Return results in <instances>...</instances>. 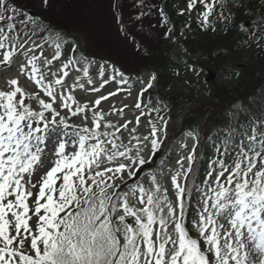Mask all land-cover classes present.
Wrapping results in <instances>:
<instances>
[{"label": "snow or ice", "instance_id": "obj_1", "mask_svg": "<svg viewBox=\"0 0 264 264\" xmlns=\"http://www.w3.org/2000/svg\"><path fill=\"white\" fill-rule=\"evenodd\" d=\"M200 2L207 25L213 6ZM51 6L40 0L36 18L0 0V66L23 57L0 90V264H264V108L257 114L237 104L234 122L215 135L182 128L193 145L168 168L170 188H162L157 174L175 135L160 102L149 97L142 107L153 84L139 91L134 126L114 122L124 108L106 112L101 103L130 93V75L69 45ZM109 10L134 49L145 20L168 22L154 0H110ZM110 83L116 91L94 99L74 95ZM142 116L149 131L138 135Z\"/></svg>", "mask_w": 264, "mask_h": 264}, {"label": "trees", "instance_id": "obj_2", "mask_svg": "<svg viewBox=\"0 0 264 264\" xmlns=\"http://www.w3.org/2000/svg\"><path fill=\"white\" fill-rule=\"evenodd\" d=\"M172 1L159 0L158 9L163 8L168 21L166 25L172 28L176 40L169 36L160 51L149 56V66L153 69L159 88L158 93L151 90L146 92L153 104H156L159 96L164 103L166 116L171 117L169 136L175 135L171 144L184 135L181 129L186 133L190 130L189 126L204 132L212 131L215 135L217 126L234 122L237 109H233V106L236 102H246L257 114L264 108V0H228L226 4L216 6L214 16L222 13L227 19L211 27L189 23L178 16L171 7ZM248 20L253 24L249 30H245L244 22ZM169 22L174 26H170ZM63 34L69 45L78 42L79 47L84 48L71 29L63 30ZM175 42L191 57L199 58L198 62L193 63L190 57L186 63L188 67L205 71L204 67L210 65L219 75L240 72L241 78L236 85L228 86L219 81L213 83V96L206 101L177 91L164 94L174 81V73L180 70L172 59ZM104 58H107L105 54ZM191 214L190 210L189 219Z\"/></svg>", "mask_w": 264, "mask_h": 264}, {"label": "rangeland", "instance_id": "obj_3", "mask_svg": "<svg viewBox=\"0 0 264 264\" xmlns=\"http://www.w3.org/2000/svg\"><path fill=\"white\" fill-rule=\"evenodd\" d=\"M227 0H204L213 6L223 4ZM191 0H174L172 2L173 10L184 19L191 23L202 24L209 27L211 24L218 21L209 16V22L207 25L203 23L202 13L205 11L203 4L200 0H196V5L193 9L189 10L188 4ZM15 3L26 12L34 11L41 16L42 9L40 7V0H15ZM110 0H51V8L48 10L50 18L53 23L58 25L61 29H73L74 36L78 37L86 50L91 53L92 56H98L105 54L109 60L118 66L126 73L130 75V84L132 85L130 93L126 90L120 91L117 95L109 97L108 100L102 101L101 109L106 112L112 111L113 108H124V116L120 117L117 112L112 119L114 122L123 123L125 119L133 120L135 125V117L139 115L140 110L135 109L134 105L137 102L138 94L141 88L145 87L148 82L153 84L152 89H156L155 80L151 81L153 75L149 69V56L158 51L163 43L168 39L169 33L166 32L167 25L160 23L158 27H148L149 24H155L160 17L157 15L151 20H145L140 31L136 33L135 43L140 45L139 49L132 47L133 41H125L124 38L118 33L117 26L113 22L110 10ZM154 3L159 7L158 0H154ZM46 55H51V50L46 52ZM63 59V57H62ZM188 59L187 53L180 47L179 44H175L173 47V60L174 63L180 68L178 72L174 73V81L167 92L180 91L187 94H194L196 98L201 100H207L211 95V88L205 84L201 71L193 72L185 67V63ZM23 60L20 57L17 60L14 68L11 71L6 72L3 78L0 79V90H5L9 87L7 81L15 76L19 63ZM99 62L100 60H96ZM60 62H55L52 70L56 71V65ZM239 74H227L220 76V82L224 85H236L239 79ZM71 82V75L68 79ZM20 84L26 90L32 87L31 81H26L24 78L20 79ZM116 84L110 83L102 90L101 93L82 92L77 89L74 95L83 102L86 100L94 99L95 97L107 94L110 91H116ZM127 88V86H125ZM157 90V89H156ZM146 103L147 100L142 101ZM142 103V107H143ZM127 105L125 108L124 106ZM148 117L142 116L141 123L137 129L138 135L147 134L149 131ZM184 144L188 145V148L183 147ZM193 145V139L184 137L177 142L172 150V158L164 165L165 170L157 180L162 185V188L169 187L170 184L166 181V177L169 176L168 168H175V160L181 155L187 153ZM171 196V189L169 192Z\"/></svg>", "mask_w": 264, "mask_h": 264}, {"label": "water", "instance_id": "obj_4", "mask_svg": "<svg viewBox=\"0 0 264 264\" xmlns=\"http://www.w3.org/2000/svg\"><path fill=\"white\" fill-rule=\"evenodd\" d=\"M33 17H37L38 15L35 12H29ZM246 27H249V23L246 24ZM215 74L212 71H209V77L207 78V82L214 81Z\"/></svg>", "mask_w": 264, "mask_h": 264}]
</instances>
